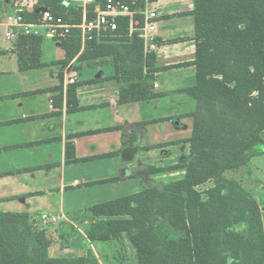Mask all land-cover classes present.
<instances>
[{
	"label": "trees",
	"instance_id": "obj_1",
	"mask_svg": "<svg viewBox=\"0 0 264 264\" xmlns=\"http://www.w3.org/2000/svg\"><path fill=\"white\" fill-rule=\"evenodd\" d=\"M193 4L194 84L184 89L195 102L193 126L188 155L175 165L185 170L184 177L156 183L150 176L167 170L164 164L140 167L133 173L145 182L143 189L92 206L96 220L87 237L114 242L124 234L136 249L138 264H264L258 207L223 175L264 152V0ZM39 7L68 22L80 19L71 0H35L33 9L23 12L24 19L34 21L41 15ZM135 18L139 23L131 33L129 17H119L117 29L94 34L83 46L79 31L71 29L61 41L62 63L75 57L82 62L108 58L119 84L118 102L160 96L153 90L154 55L143 52L142 16ZM39 42L34 35L17 39L18 47L32 52ZM208 180L214 185L204 191L202 201L195 187ZM172 205L185 230L178 239L164 236L161 225L153 222L154 215L166 214ZM48 247L44 233L33 229L26 214L0 212V264H100L90 251L53 257Z\"/></svg>",
	"mask_w": 264,
	"mask_h": 264
},
{
	"label": "crops",
	"instance_id": "obj_2",
	"mask_svg": "<svg viewBox=\"0 0 264 264\" xmlns=\"http://www.w3.org/2000/svg\"><path fill=\"white\" fill-rule=\"evenodd\" d=\"M34 4L0 0V13L30 12ZM193 7V0L140 2L157 15L143 52L154 55L160 96L139 101L118 102L108 58L63 64L62 40L38 36L32 52L18 47L21 35L0 36V212L26 214L49 241L50 256H109L113 241L87 237L92 206L141 191L145 182L133 173L140 167L188 155L195 102L184 89L194 84ZM126 146L138 147L129 161L121 157Z\"/></svg>",
	"mask_w": 264,
	"mask_h": 264
},
{
	"label": "built area",
	"instance_id": "obj_3",
	"mask_svg": "<svg viewBox=\"0 0 264 264\" xmlns=\"http://www.w3.org/2000/svg\"><path fill=\"white\" fill-rule=\"evenodd\" d=\"M141 1L147 0H71V3L80 9V19L76 22L65 21L48 9L41 12L34 21H26L22 10L0 13V36L9 40L19 35L45 36L62 40L71 29H77L81 44L84 45L94 34L117 29L119 17H129L128 29L132 32L139 23L135 15L140 14L142 25L139 30L143 45L147 48L154 39L157 15L154 11L141 10ZM70 82H73V79H70Z\"/></svg>",
	"mask_w": 264,
	"mask_h": 264
},
{
	"label": "rangeland",
	"instance_id": "obj_4",
	"mask_svg": "<svg viewBox=\"0 0 264 264\" xmlns=\"http://www.w3.org/2000/svg\"><path fill=\"white\" fill-rule=\"evenodd\" d=\"M262 137L264 139V130L262 131ZM178 162L179 161L175 160H167V162H164L163 164L167 170L157 173L158 176L156 178V183L169 184L182 179L185 170L175 168V165ZM223 175L225 179L237 182L244 194L252 199L257 205L264 241V152L252 157L246 164L226 171ZM213 185V181L208 180L195 187L201 193L200 199L202 201L207 198L204 191ZM172 206L169 211H166V214L154 215L153 222L161 225L160 230L164 236L178 239L184 236L185 230L182 226V218L176 213V206ZM97 245H101L103 251L106 252V243L97 242ZM107 251L109 256L104 257V255L101 254L97 257L100 264H138L136 249L131 245L124 234H121Z\"/></svg>",
	"mask_w": 264,
	"mask_h": 264
},
{
	"label": "water",
	"instance_id": "obj_5",
	"mask_svg": "<svg viewBox=\"0 0 264 264\" xmlns=\"http://www.w3.org/2000/svg\"><path fill=\"white\" fill-rule=\"evenodd\" d=\"M37 11H38V12H44V11H46V8H45V7H39V8L37 9ZM137 150H138V147H137V146H126V147H124L123 150H122L121 157L123 158V160H125V161H129V160L132 159L133 155L137 152ZM125 153H126V154H131L130 157L125 158V157H124V154H125Z\"/></svg>",
	"mask_w": 264,
	"mask_h": 264
}]
</instances>
